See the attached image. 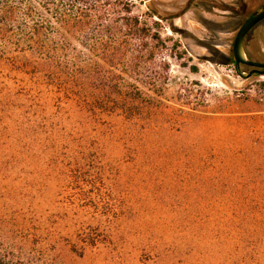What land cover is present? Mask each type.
<instances>
[{"label": "rangeland", "instance_id": "374dc122", "mask_svg": "<svg viewBox=\"0 0 264 264\" xmlns=\"http://www.w3.org/2000/svg\"><path fill=\"white\" fill-rule=\"evenodd\" d=\"M150 7L165 48L150 62V78L138 84L154 104L136 128L112 118L88 144L92 153L78 160L85 131L96 124L76 104L49 103L31 113H46L67 133L58 151L45 134H16L0 113V219L41 224L48 238L77 242L82 234L97 241L77 242L83 256L66 251L65 264H233L239 220L226 193L264 192V75L239 77L233 54L238 31L264 0H152ZM146 11L138 3L136 12ZM245 51L264 63V21L246 37ZM30 85L8 68L0 72V91ZM128 129L137 137L127 136ZM212 155L236 172L238 185L207 183L198 165ZM81 165L90 171L86 177Z\"/></svg>", "mask_w": 264, "mask_h": 264}, {"label": "trees", "instance_id": "16d2710c", "mask_svg": "<svg viewBox=\"0 0 264 264\" xmlns=\"http://www.w3.org/2000/svg\"><path fill=\"white\" fill-rule=\"evenodd\" d=\"M138 3L147 6L143 15L136 12ZM151 3L152 0H0V72L8 68L26 76L33 85L0 91V113L4 112L5 118L15 124V133L26 139L45 134L51 149L58 151L59 140L63 145L68 141L67 133L61 134L46 113L36 117L31 113L42 112L49 103L59 109L76 104L83 119L90 121V126L97 125L85 131V145L76 154L79 160L92 153L88 144L99 139L101 125L112 126V118H122L129 128H136L139 121L150 116L154 99L138 84L141 77L150 78V62L157 51L165 48V41L154 30L163 26L153 21L157 16ZM158 18L172 23L167 17ZM167 73L164 69L159 75L164 82ZM156 89L163 91L162 86L153 88L158 94ZM128 135L137 137L132 129H128ZM222 164L218 155H212L198 167L209 179L207 183L218 184L216 188L238 185L236 172L222 169ZM79 168L85 177L90 173L82 165ZM229 191L226 196L235 201L239 220L232 246L233 264H264V192L235 187ZM42 230L47 234H41ZM49 232L41 224L10 223L1 218L0 264H65L62 257L66 251L83 256L84 248L79 249L77 242L87 246L97 242L82 234L77 235V242L48 238Z\"/></svg>", "mask_w": 264, "mask_h": 264}, {"label": "water", "instance_id": "95a60500", "mask_svg": "<svg viewBox=\"0 0 264 264\" xmlns=\"http://www.w3.org/2000/svg\"><path fill=\"white\" fill-rule=\"evenodd\" d=\"M263 21H264V10L247 19L240 28V30L238 31L236 38L234 40L233 54L235 60V70H236V74L242 79H249L256 74L264 75V63H259L250 60L247 57L245 51L246 37L255 27H257ZM242 67H248L251 70L248 74H245L242 71Z\"/></svg>", "mask_w": 264, "mask_h": 264}, {"label": "flooded vegetation", "instance_id": "af4514ba", "mask_svg": "<svg viewBox=\"0 0 264 264\" xmlns=\"http://www.w3.org/2000/svg\"><path fill=\"white\" fill-rule=\"evenodd\" d=\"M264 10V9H263ZM245 12V9L243 10Z\"/></svg>", "mask_w": 264, "mask_h": 264}]
</instances>
